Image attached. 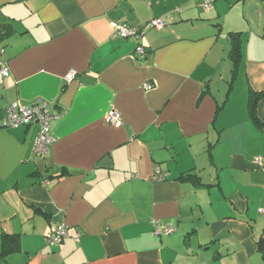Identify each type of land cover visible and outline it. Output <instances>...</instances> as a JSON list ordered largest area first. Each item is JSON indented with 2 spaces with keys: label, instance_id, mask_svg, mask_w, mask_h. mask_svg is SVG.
<instances>
[{
  "label": "crops",
  "instance_id": "obj_1",
  "mask_svg": "<svg viewBox=\"0 0 264 264\" xmlns=\"http://www.w3.org/2000/svg\"><path fill=\"white\" fill-rule=\"evenodd\" d=\"M0 35V121L40 100L55 138L0 126V264H264V0H0Z\"/></svg>",
  "mask_w": 264,
  "mask_h": 264
},
{
  "label": "built area",
  "instance_id": "obj_2",
  "mask_svg": "<svg viewBox=\"0 0 264 264\" xmlns=\"http://www.w3.org/2000/svg\"><path fill=\"white\" fill-rule=\"evenodd\" d=\"M207 2V6H208ZM168 24L167 17H157L150 19L147 23L138 26H128L124 23L114 22L113 26L118 36L122 38L136 37L142 35L148 28L160 29ZM135 54L138 57H142L145 53L144 47L138 44L135 49ZM0 73L2 76L8 75V69L5 64L0 63ZM74 70H69L65 75L66 80H71L75 76ZM145 89H150L151 84L144 82L142 85ZM52 114L45 107V103L40 100H35L30 104L24 105L18 101L12 102L5 108V117L0 121V126L5 128H12L21 125H34L36 127L35 136L32 144V153L35 155H42L47 152L50 145L54 142L55 138L50 131V120ZM105 121L114 126L121 124V118L119 113L110 109L106 116ZM260 157H255L254 162L260 163ZM158 180L164 179L162 173L157 174ZM264 212V209L261 210ZM155 226L154 232L156 234L167 233L173 230L171 225L161 226L158 220H154ZM67 236V228L61 224L56 226L50 235L47 237L49 244H59Z\"/></svg>",
  "mask_w": 264,
  "mask_h": 264
},
{
  "label": "trees",
  "instance_id": "obj_3",
  "mask_svg": "<svg viewBox=\"0 0 264 264\" xmlns=\"http://www.w3.org/2000/svg\"><path fill=\"white\" fill-rule=\"evenodd\" d=\"M231 45H232V56L235 57V54L239 50V43H238L236 37H231ZM263 96H264V90L256 93V95L253 98H252V96H250V98H249V103H248L249 113H250V116L254 120H257L256 101ZM181 177L190 179L192 177V175L190 173H186V174L182 175ZM2 254H4V253L2 252Z\"/></svg>",
  "mask_w": 264,
  "mask_h": 264
},
{
  "label": "rangeland",
  "instance_id": "obj_4",
  "mask_svg": "<svg viewBox=\"0 0 264 264\" xmlns=\"http://www.w3.org/2000/svg\"><path fill=\"white\" fill-rule=\"evenodd\" d=\"M36 128V127H35Z\"/></svg>",
  "mask_w": 264,
  "mask_h": 264
}]
</instances>
